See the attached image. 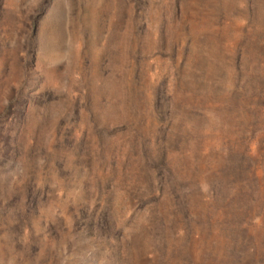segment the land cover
Returning a JSON list of instances; mask_svg holds the SVG:
<instances>
[{
	"label": "rangeland",
	"instance_id": "1",
	"mask_svg": "<svg viewBox=\"0 0 264 264\" xmlns=\"http://www.w3.org/2000/svg\"><path fill=\"white\" fill-rule=\"evenodd\" d=\"M0 264H264V0H0Z\"/></svg>",
	"mask_w": 264,
	"mask_h": 264
}]
</instances>
